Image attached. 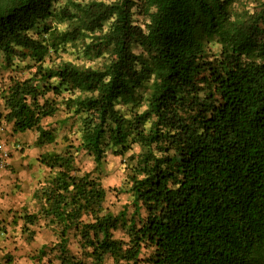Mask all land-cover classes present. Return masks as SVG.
<instances>
[{
	"label": "trees",
	"instance_id": "16d2710c",
	"mask_svg": "<svg viewBox=\"0 0 264 264\" xmlns=\"http://www.w3.org/2000/svg\"><path fill=\"white\" fill-rule=\"evenodd\" d=\"M229 3L0 0V53L14 71L0 88L2 118L14 133L37 130V145L55 141L46 118L63 111L79 124L76 144L40 158L48 173L33 192L39 207L21 216L24 229L53 232L57 263L48 264H264V9L231 20ZM141 7L144 28L132 20ZM48 17L69 26L39 28ZM214 38L219 58L207 62ZM75 42L88 60L104 51L110 59L94 68L53 57ZM143 77L147 108L127 119L116 105L133 99ZM134 144L133 210L113 214L99 177L105 153ZM86 157L90 170L80 165Z\"/></svg>",
	"mask_w": 264,
	"mask_h": 264
},
{
	"label": "rangeland",
	"instance_id": "374dc122",
	"mask_svg": "<svg viewBox=\"0 0 264 264\" xmlns=\"http://www.w3.org/2000/svg\"><path fill=\"white\" fill-rule=\"evenodd\" d=\"M105 2L109 3L112 0H76L78 3H86V2ZM228 9L231 12L230 18L231 20H239L246 19L248 14L262 11L264 9V0H229ZM138 5H141L137 1ZM63 6V2L59 1L54 5V7ZM132 20L134 24H138L139 26L144 28V24L147 23V14L143 7L139 9H133ZM45 25L48 30H65L66 27L69 26L68 22H61L57 18L48 17L45 21H43L39 28L42 25ZM106 23L105 25H107ZM264 23L261 25L263 28ZM264 34V30L262 31ZM206 60L207 62H212L214 59L219 58L220 54V46L219 43L216 42V38L211 39L206 44ZM131 50L135 55H140V61L145 63V69L148 64L147 54L143 53V49L137 43H133L131 45ZM142 55V56H141ZM60 56L64 60L71 61L80 66H91L94 68L100 67L102 64L107 62L110 59V53L108 51H104L99 57L93 59H87L86 55L83 54L82 43H68L64 46V52H60L59 55L53 54V57ZM28 62L25 60L22 63V66L27 64ZM18 66L20 68L21 63L17 59L13 61V68ZM138 70L142 69V65L138 63L136 65ZM27 71V69H24ZM33 71V70H31ZM27 72L25 73L26 76ZM14 75V71H12L11 67H6L3 62V56L0 53V88L1 85L5 83V79ZM151 83V79L142 80L140 87L135 90L133 99L127 103H123L119 101L116 105L118 111L127 119L131 118V116L135 113H140L147 108V96L149 92V85ZM1 106V100H0ZM64 118L66 115L63 111L58 112L51 118H46L42 122V126L47 130H50L55 135V141L53 144L46 146L47 151H57L61 152L64 150L65 146L70 142L76 144L78 141L79 133V124L77 121L72 119H68L64 122ZM36 133L31 131L26 133L23 139V145L32 146L33 140L35 138ZM5 143V142H4ZM11 153V151L9 150ZM140 152V147L136 144L131 145L130 149L122 154H114L111 149H108L105 153L104 164L102 166V170L99 174L101 182L104 188L107 191L106 196V206L108 210H110L113 214H117L123 208L127 209L128 215L131 214L133 210L132 206V196L128 191V184L126 181V174L128 173V168L133 164L134 161L128 159L130 154H138ZM80 165L85 170H90L93 167V163L89 158H83L80 160ZM9 165V162H8ZM7 165V166H8ZM34 166V163H33ZM136 220L139 218L142 219L145 216V212L141 208L137 214H134ZM115 237L126 239L121 230L115 232ZM45 264V260L43 261Z\"/></svg>",
	"mask_w": 264,
	"mask_h": 264
},
{
	"label": "crops",
	"instance_id": "0c3cea01",
	"mask_svg": "<svg viewBox=\"0 0 264 264\" xmlns=\"http://www.w3.org/2000/svg\"><path fill=\"white\" fill-rule=\"evenodd\" d=\"M4 114L1 100L0 140L5 142L11 153L9 152V165L0 168V264H44V260L48 264L49 259L52 263H57L54 260L55 251L50 250L56 242L53 232L36 225H28L24 229L21 220L23 214L35 213L39 207L33 198V192L38 181L48 173L40 158L57 151H47L46 146L51 144L37 145L39 132L35 129L24 133L12 132L11 123L2 118ZM31 131L36 135L32 146L26 148L22 137ZM30 231H34L31 236ZM42 246L46 247V255L39 262L37 255Z\"/></svg>",
	"mask_w": 264,
	"mask_h": 264
},
{
	"label": "built area",
	"instance_id": "2783aa9c",
	"mask_svg": "<svg viewBox=\"0 0 264 264\" xmlns=\"http://www.w3.org/2000/svg\"><path fill=\"white\" fill-rule=\"evenodd\" d=\"M10 159L9 150L6 144L0 140V168H5L8 165Z\"/></svg>",
	"mask_w": 264,
	"mask_h": 264
}]
</instances>
